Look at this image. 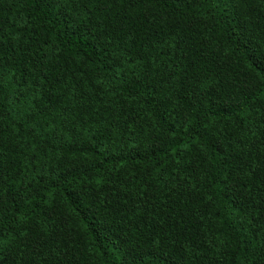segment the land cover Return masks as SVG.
I'll return each mask as SVG.
<instances>
[{
	"label": "trees",
	"instance_id": "16d2710c",
	"mask_svg": "<svg viewBox=\"0 0 264 264\" xmlns=\"http://www.w3.org/2000/svg\"><path fill=\"white\" fill-rule=\"evenodd\" d=\"M139 5L0 0V264H264V3Z\"/></svg>",
	"mask_w": 264,
	"mask_h": 264
},
{
	"label": "snow or ice",
	"instance_id": "6c2138e0",
	"mask_svg": "<svg viewBox=\"0 0 264 264\" xmlns=\"http://www.w3.org/2000/svg\"><path fill=\"white\" fill-rule=\"evenodd\" d=\"M246 2V0H236L237 4L243 5ZM262 3H264V0H261ZM93 3L98 6L99 11H104L107 6H112V5H119L121 6V10H126L130 9L132 12L130 14H136L138 15L139 13L136 12L135 10L140 7L139 5V0H93ZM142 11H146V9H142ZM99 12L97 13V15ZM2 69H0V77H2ZM174 75V72H173ZM178 79V78H177ZM264 79V77H262ZM2 91V89H0ZM4 164H3V159L0 158V202H2L3 197L7 195V192L4 188V184L7 181V177H4L3 175V170H4ZM252 177H254V180L251 182L252 183V188L257 187V182L259 184L256 193L252 192V188H249V193L251 195H256L258 194L260 197V201L264 202V155L260 157V165H259V171L256 170V168H253L251 174ZM248 185H246L247 187ZM254 203H257V201H253ZM261 212H264V207L260 209ZM10 243L7 240H4L0 238V252H3L5 246ZM129 255L132 257L131 264H140V262L143 260V257L145 255H149V253H143L138 255L133 250L132 252L129 253Z\"/></svg>",
	"mask_w": 264,
	"mask_h": 264
}]
</instances>
